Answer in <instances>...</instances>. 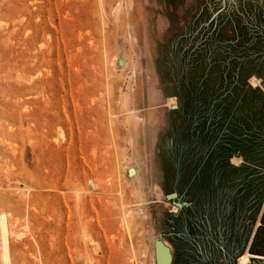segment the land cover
<instances>
[{
	"label": "rangeland",
	"instance_id": "obj_1",
	"mask_svg": "<svg viewBox=\"0 0 264 264\" xmlns=\"http://www.w3.org/2000/svg\"><path fill=\"white\" fill-rule=\"evenodd\" d=\"M1 210L14 264H264V0H0Z\"/></svg>",
	"mask_w": 264,
	"mask_h": 264
},
{
	"label": "bare ground",
	"instance_id": "obj_2",
	"mask_svg": "<svg viewBox=\"0 0 264 264\" xmlns=\"http://www.w3.org/2000/svg\"><path fill=\"white\" fill-rule=\"evenodd\" d=\"M107 89L109 91V86L107 85ZM174 101V98H170L167 100L168 104L171 105ZM110 127L112 125L110 124ZM119 181H118V186H119ZM99 184L96 182H91L90 187L91 188H96L98 187ZM128 212H124L123 214V224L128 230L129 228V222L127 219ZM15 220V215L13 214V211L11 210H1L0 211V264H14L13 263V256H12V250H11V241H10V234L12 229L10 228V225H13V222ZM13 233V231H12ZM18 237H21L23 235L22 232L16 234ZM93 240V239H92ZM96 242V241H95ZM96 248V246H95ZM97 249V248H96ZM254 256H259L263 257L261 255H254ZM250 257H253L250 253L246 252L244 253L239 260V264H248L250 262ZM264 258V257H263ZM131 259L134 261V264H138L137 259H136V253H134L131 256Z\"/></svg>",
	"mask_w": 264,
	"mask_h": 264
},
{
	"label": "water",
	"instance_id": "obj_3",
	"mask_svg": "<svg viewBox=\"0 0 264 264\" xmlns=\"http://www.w3.org/2000/svg\"><path fill=\"white\" fill-rule=\"evenodd\" d=\"M175 196L176 194H169L168 198H173ZM261 223L262 222L260 221V224L258 226H261L262 225ZM155 246H156L155 251H156L157 264H172L173 255L170 247L166 245L162 240H156Z\"/></svg>",
	"mask_w": 264,
	"mask_h": 264
},
{
	"label": "flooded vegetation",
	"instance_id": "obj_4",
	"mask_svg": "<svg viewBox=\"0 0 264 264\" xmlns=\"http://www.w3.org/2000/svg\"><path fill=\"white\" fill-rule=\"evenodd\" d=\"M259 227V226H258Z\"/></svg>",
	"mask_w": 264,
	"mask_h": 264
}]
</instances>
